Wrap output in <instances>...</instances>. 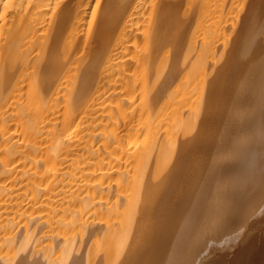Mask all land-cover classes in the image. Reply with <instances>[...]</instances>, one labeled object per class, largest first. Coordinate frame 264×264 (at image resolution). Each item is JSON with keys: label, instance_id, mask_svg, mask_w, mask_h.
<instances>
[{"label": "bare ground", "instance_id": "1", "mask_svg": "<svg viewBox=\"0 0 264 264\" xmlns=\"http://www.w3.org/2000/svg\"><path fill=\"white\" fill-rule=\"evenodd\" d=\"M0 264H264V0H0Z\"/></svg>", "mask_w": 264, "mask_h": 264}]
</instances>
